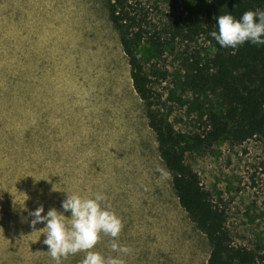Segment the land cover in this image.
I'll use <instances>...</instances> for the list:
<instances>
[{"label":"rangeland","instance_id":"obj_1","mask_svg":"<svg viewBox=\"0 0 264 264\" xmlns=\"http://www.w3.org/2000/svg\"><path fill=\"white\" fill-rule=\"evenodd\" d=\"M122 5L146 32L138 55L154 106L176 130L200 132L217 99L185 79L189 63L213 48L204 36L168 33L180 18L202 15L199 0ZM118 38L105 0H0V252L12 251L9 264L27 251L52 264L44 223L30 226L29 213L62 211L66 192H102L122 221L118 237L101 234L91 251L115 242L151 248L157 264H206L209 244L177 202ZM185 162L224 209L233 244L264 264L263 141L218 140Z\"/></svg>","mask_w":264,"mask_h":264},{"label":"trees","instance_id":"obj_2","mask_svg":"<svg viewBox=\"0 0 264 264\" xmlns=\"http://www.w3.org/2000/svg\"><path fill=\"white\" fill-rule=\"evenodd\" d=\"M108 19L117 30L126 56L134 91L143 101L147 125L154 133L158 157L162 161L179 206L201 232L210 247L206 264H255L254 253L234 245L226 228L224 209L202 186L198 175L185 162V155L218 140L240 143L258 136L264 145V45L245 42L236 48H222L210 35L217 31L216 18L226 13L239 18L249 10H264V0H199L201 16L182 17L168 33L192 41L204 36L213 48L204 61H191L186 85L193 92L211 94L217 105L209 110L200 132L176 130L151 100L147 76L138 55L145 31L132 23L124 0H105ZM160 48L162 42L148 41Z\"/></svg>","mask_w":264,"mask_h":264},{"label":"clouds","instance_id":"obj_3","mask_svg":"<svg viewBox=\"0 0 264 264\" xmlns=\"http://www.w3.org/2000/svg\"><path fill=\"white\" fill-rule=\"evenodd\" d=\"M216 25L217 31L210 35L222 48L234 49L245 42L264 45V10L246 11L238 19L226 13L216 18ZM105 200L102 192L91 195L66 192L60 205L62 211L49 209L42 215L44 208L41 205L29 213L33 217L30 226L44 223L42 243L47 246V253L55 264H61L62 258L78 252L85 253L80 264H124L121 254L127 255L131 251L126 246L113 242L111 249L117 253L114 257L106 258L98 251H91L101 234L116 238L123 226L120 217L110 210ZM20 207L24 209V204Z\"/></svg>","mask_w":264,"mask_h":264},{"label":"crops","instance_id":"obj_4","mask_svg":"<svg viewBox=\"0 0 264 264\" xmlns=\"http://www.w3.org/2000/svg\"><path fill=\"white\" fill-rule=\"evenodd\" d=\"M128 248L131 251L127 255L121 254V256H120V258L123 259L124 264H157L158 260L154 261V258L151 257V253H150L151 248H149V247H146V248L145 247H135V246L134 247H128ZM148 249H150V252H148L149 251ZM96 251L100 252L106 258L107 257H114L117 255V253H114L111 248H109V249H107V248L101 249L100 248L99 250H96ZM153 252H154V250H153ZM20 253H21L20 255H22L21 257H23V258L20 257V260H15V261H20L19 262L20 264L27 263V261L29 260L30 257H31L30 261H33L37 264H47V261L45 260V258H42V256H40V254L44 253V252H41V253L39 252L38 254H37V252H31V251L20 252ZM82 253H83V257L79 258V259L73 260L74 258H70V255L67 258H62L61 264H64V263L71 264L73 261H75L77 264H80V262L82 261V259L85 256V253L84 252H82ZM46 254H48V253H46ZM46 254H44V255H46ZM12 255H13L12 251L8 250V247H6V251L0 252V264L11 263L13 260ZM33 257H35L36 259ZM52 264H55V262L53 261ZM160 264H162V263H160Z\"/></svg>","mask_w":264,"mask_h":264}]
</instances>
